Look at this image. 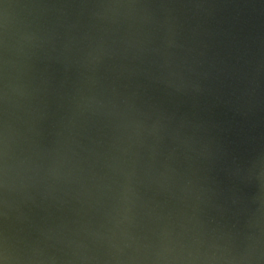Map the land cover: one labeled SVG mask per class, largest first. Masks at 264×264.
<instances>
[{
	"label": "water",
	"instance_id": "water-1",
	"mask_svg": "<svg viewBox=\"0 0 264 264\" xmlns=\"http://www.w3.org/2000/svg\"><path fill=\"white\" fill-rule=\"evenodd\" d=\"M4 264H264V0H0Z\"/></svg>",
	"mask_w": 264,
	"mask_h": 264
},
{
	"label": "clouds",
	"instance_id": "clouds-1",
	"mask_svg": "<svg viewBox=\"0 0 264 264\" xmlns=\"http://www.w3.org/2000/svg\"><path fill=\"white\" fill-rule=\"evenodd\" d=\"M0 264H4V261H3V259H0Z\"/></svg>",
	"mask_w": 264,
	"mask_h": 264
}]
</instances>
